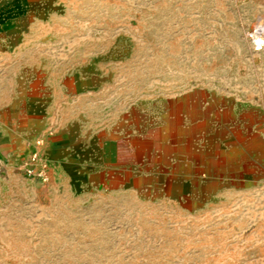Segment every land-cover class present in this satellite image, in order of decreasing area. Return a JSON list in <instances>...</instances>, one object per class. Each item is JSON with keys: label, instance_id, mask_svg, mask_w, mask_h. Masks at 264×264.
I'll return each mask as SVG.
<instances>
[{"label": "rangeland", "instance_id": "1", "mask_svg": "<svg viewBox=\"0 0 264 264\" xmlns=\"http://www.w3.org/2000/svg\"><path fill=\"white\" fill-rule=\"evenodd\" d=\"M19 1L0 264H264V0Z\"/></svg>", "mask_w": 264, "mask_h": 264}, {"label": "built area", "instance_id": "2", "mask_svg": "<svg viewBox=\"0 0 264 264\" xmlns=\"http://www.w3.org/2000/svg\"><path fill=\"white\" fill-rule=\"evenodd\" d=\"M251 40V46L253 51H259L264 47V28L254 29L248 33ZM37 161V153H32L29 159V163L25 166V172L28 176L38 177L42 180H46L48 177L47 166L44 163L35 164Z\"/></svg>", "mask_w": 264, "mask_h": 264}, {"label": "bare ground", "instance_id": "3", "mask_svg": "<svg viewBox=\"0 0 264 264\" xmlns=\"http://www.w3.org/2000/svg\"><path fill=\"white\" fill-rule=\"evenodd\" d=\"M22 10L21 1L13 0L9 6H6L3 9V12L0 15V28L5 27L6 25L11 24V19L14 15L19 14ZM260 28H264V21L260 20L257 24Z\"/></svg>", "mask_w": 264, "mask_h": 264}]
</instances>
